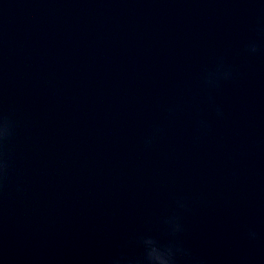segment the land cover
<instances>
[{
    "label": "water",
    "instance_id": "95a60500",
    "mask_svg": "<svg viewBox=\"0 0 264 264\" xmlns=\"http://www.w3.org/2000/svg\"><path fill=\"white\" fill-rule=\"evenodd\" d=\"M157 248L264 264V0H0V264Z\"/></svg>",
    "mask_w": 264,
    "mask_h": 264
},
{
    "label": "clouds",
    "instance_id": "9594fccd",
    "mask_svg": "<svg viewBox=\"0 0 264 264\" xmlns=\"http://www.w3.org/2000/svg\"><path fill=\"white\" fill-rule=\"evenodd\" d=\"M172 256L173 251L171 248H168L167 250H161L158 248L154 250L149 249L147 253V260L149 261V264H170Z\"/></svg>",
    "mask_w": 264,
    "mask_h": 264
}]
</instances>
